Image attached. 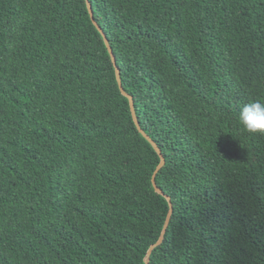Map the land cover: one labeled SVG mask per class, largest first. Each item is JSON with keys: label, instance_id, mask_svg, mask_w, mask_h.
<instances>
[{"label": "trees", "instance_id": "16d2710c", "mask_svg": "<svg viewBox=\"0 0 264 264\" xmlns=\"http://www.w3.org/2000/svg\"><path fill=\"white\" fill-rule=\"evenodd\" d=\"M90 1L171 201L88 0H0V264H264V0Z\"/></svg>", "mask_w": 264, "mask_h": 264}, {"label": "water", "instance_id": "95a60500", "mask_svg": "<svg viewBox=\"0 0 264 264\" xmlns=\"http://www.w3.org/2000/svg\"><path fill=\"white\" fill-rule=\"evenodd\" d=\"M88 7H89V11L91 13V17L95 23V25L98 27V29L100 30V32L102 33V35L104 36L105 38V41H106V44L112 54V57H113V61L115 63V65H117V58L113 52V49L111 47V44H110V41H109V38L107 36V33L105 32V30L103 29V27L98 23V21L96 20V17H95V13H94V9H93V5H92V2L90 0H88ZM117 77H118V81H119V84H120V88L121 90L123 91V93L125 95H127L130 99V103H131V108H132V111H133V115H134V118H135V121H136V124L139 128V130L144 134V136L152 143V145L156 148V150L159 152V154L161 155L162 157V160H161V163L160 165L157 167L154 175H153V184L156 188V190L158 192H160L161 194H165L164 190L161 189L158 185H157V182H156V177H157V174L158 172L160 171V169L165 165L166 163V158L164 157L163 153H162V150L160 149V147L158 146V144L155 142V140L149 135L147 134L144 129L141 127L139 121H138V118H137V115H136V111H135V102H134V98L132 95H130L128 92L125 91L124 87H123V83H122V79H121V71H120V68L118 67L117 65ZM168 197V199L171 201V197L169 195H166ZM171 207H170V211H169V214H168V217H167V221H166V225H165V228L163 230V233L160 237V239L157 241V243L153 244L148 252V256L151 255V253L153 252L154 248L158 245H160L161 243H163V240H164V235L168 229V226H169V222H170V219L173 215V212H174V206H173V203L171 202ZM147 264H149V257L147 258Z\"/></svg>", "mask_w": 264, "mask_h": 264}, {"label": "clouds", "instance_id": "9594fccd", "mask_svg": "<svg viewBox=\"0 0 264 264\" xmlns=\"http://www.w3.org/2000/svg\"><path fill=\"white\" fill-rule=\"evenodd\" d=\"M237 122L251 134H264V99L244 104L237 115Z\"/></svg>", "mask_w": 264, "mask_h": 264}]
</instances>
